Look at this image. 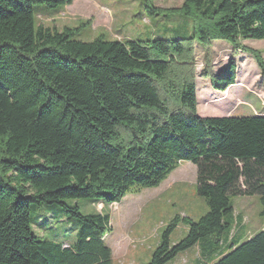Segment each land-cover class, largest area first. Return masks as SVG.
I'll list each match as a JSON object with an SVG mask.
<instances>
[{
    "label": "trees",
    "instance_id": "16d2710c",
    "mask_svg": "<svg viewBox=\"0 0 264 264\" xmlns=\"http://www.w3.org/2000/svg\"><path fill=\"white\" fill-rule=\"evenodd\" d=\"M72 1L0 0V264H110L108 214H82L62 199L118 203L184 161L196 167L207 212L173 245L171 222L147 264L195 244L202 256L229 248L211 264H264V228L237 244L229 201L257 196L264 223V113L198 115L193 55L195 43L232 45L220 72L209 61L200 72L219 92L235 83L240 51L264 76L262 55L240 43L264 39V0H183L174 12L191 19L192 35L172 40L83 42L68 28L34 26L35 4ZM42 202L75 220L73 245L31 233L30 209Z\"/></svg>",
    "mask_w": 264,
    "mask_h": 264
},
{
    "label": "rangeland",
    "instance_id": "374dc122",
    "mask_svg": "<svg viewBox=\"0 0 264 264\" xmlns=\"http://www.w3.org/2000/svg\"><path fill=\"white\" fill-rule=\"evenodd\" d=\"M182 2L73 0L71 4L52 8L37 3L33 6L34 26L42 25L58 31L68 28L72 30V39L83 42L98 37L109 41L188 38L192 35L191 19L174 12ZM240 43L258 50L264 58V39L247 38L241 39ZM207 47L204 43H195L193 48L197 114L222 116L227 108L234 110L233 116L264 113V76L253 56L240 51L233 58L237 80L232 87L219 92L210 86L208 79L201 77L200 72L206 61L210 62L214 72H220L232 57V45L218 39ZM206 90L213 93L210 102H205L209 98ZM201 111L213 114L201 115ZM229 201L234 217L239 213L242 218V224L232 226L230 235H236L234 241L240 244L264 228L259 216L260 204L257 196L230 195ZM61 202L77 206L82 214H108L109 228L103 240L111 248L110 264H147L161 234L171 222L174 221L175 225L168 233V241L173 245L186 235L190 220L196 221L207 212L204 198L197 193L196 167L187 161L181 162L159 186L131 190L117 204L108 205L104 200L89 198H64ZM30 230L40 239L58 244L71 246L77 240L75 220L64 214L62 206L57 203L33 204ZM228 251L224 245L202 256L198 244H195L179 251L164 264H211Z\"/></svg>",
    "mask_w": 264,
    "mask_h": 264
},
{
    "label": "crops",
    "instance_id": "0c3cea01",
    "mask_svg": "<svg viewBox=\"0 0 264 264\" xmlns=\"http://www.w3.org/2000/svg\"><path fill=\"white\" fill-rule=\"evenodd\" d=\"M236 80H237V77H236ZM233 85H231L230 87H232ZM228 89V88H227ZM207 91V90H206ZM212 96H213V93L212 92H210V91H207V97H209L207 100H205V102L207 101V102H210V99L212 98ZM222 100V99H221ZM224 112H226L225 114H224V116H227V115H230L231 113H233L234 112V110L233 109H230V108H227V109H224L223 110ZM200 114L201 115H208V114H213V113H211V112H209V111H201L200 112ZM223 116V115H222ZM117 204V203H116ZM238 216H237V218H235V225L236 226H239L240 224H242V218H240V216H239V213L237 214ZM235 236L236 235H233V237H232V240H234L235 239ZM130 242H131V240H130ZM109 247V246H108ZM110 248V247H109ZM111 249V248H110Z\"/></svg>",
    "mask_w": 264,
    "mask_h": 264
}]
</instances>
